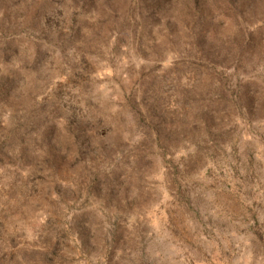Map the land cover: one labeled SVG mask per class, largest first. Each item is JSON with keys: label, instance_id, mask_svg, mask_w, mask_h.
I'll return each instance as SVG.
<instances>
[{"label": "rangeland", "instance_id": "374dc122", "mask_svg": "<svg viewBox=\"0 0 264 264\" xmlns=\"http://www.w3.org/2000/svg\"><path fill=\"white\" fill-rule=\"evenodd\" d=\"M25 2L0 0V264H264V0H63L60 29Z\"/></svg>", "mask_w": 264, "mask_h": 264}, {"label": "trees", "instance_id": "16d2710c", "mask_svg": "<svg viewBox=\"0 0 264 264\" xmlns=\"http://www.w3.org/2000/svg\"><path fill=\"white\" fill-rule=\"evenodd\" d=\"M76 3L80 2V0H72ZM193 2H195L196 4L199 2V0H192ZM231 2H235V0H229ZM20 2V1H19ZM56 2V5L58 4V8L59 9H56V8H50V7H47L46 8V14L43 15L44 18V25H47L48 23L52 22L53 26L55 27H61L62 25V22L65 21L64 19V8L62 9L61 8V3H63V0H53L52 3H55ZM14 4L11 6V7H14L15 4H17V6L21 5V3H18V2H13ZM26 5H24V10L29 8L31 5H32V0H31V3H26ZM22 7V6H21ZM109 8H111L112 10H114L115 8V4L112 3L111 5H109ZM113 11H110V13H112ZM70 18V17H69ZM43 19H40L39 22L43 23L42 22ZM73 25H75L73 23ZM72 26V25H71ZM70 26V28H72ZM60 29V28H59ZM72 36V33L70 34ZM0 50H1V53H0V59L3 61V64L9 59L11 53H14V50H11V45L7 42V41H3V43L1 44L0 46ZM16 50V49H15ZM50 49H48V53L46 51V53H44V55H50L49 53ZM39 48H37V51H36V57L37 59L35 58L34 59V62L38 63L39 61V58H44L43 56L39 55ZM1 64V62H0ZM4 86V85H3ZM13 85H10V87L12 88ZM70 123L71 121H67V123L63 126V129L62 130H52L50 132L51 135H49L47 138L45 137V140H46V146L45 148L47 149V151L50 153L52 151H62V148L67 145L69 143V137H68V131H67V127L69 128L70 127ZM66 130V131H65ZM70 133H71V130H69ZM73 135V133H71ZM67 139V140H66ZM49 143V145H48ZM57 147V150L55 149ZM49 149H53L52 151H50ZM48 153V154H49ZM48 158L49 159H52L51 157V154L48 155Z\"/></svg>", "mask_w": 264, "mask_h": 264}]
</instances>
